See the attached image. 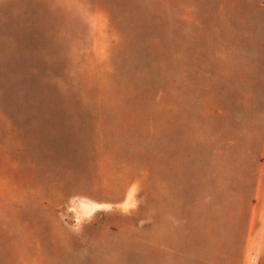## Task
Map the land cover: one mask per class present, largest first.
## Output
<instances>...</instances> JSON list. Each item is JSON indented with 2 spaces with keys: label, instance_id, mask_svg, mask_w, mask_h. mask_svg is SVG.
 Returning <instances> with one entry per match:
<instances>
[{
  "label": "rangeland",
  "instance_id": "rangeland-1",
  "mask_svg": "<svg viewBox=\"0 0 264 264\" xmlns=\"http://www.w3.org/2000/svg\"><path fill=\"white\" fill-rule=\"evenodd\" d=\"M0 264H264V0H0Z\"/></svg>",
  "mask_w": 264,
  "mask_h": 264
},
{
  "label": "crops",
  "instance_id": "crops-1",
  "mask_svg": "<svg viewBox=\"0 0 264 264\" xmlns=\"http://www.w3.org/2000/svg\"><path fill=\"white\" fill-rule=\"evenodd\" d=\"M155 113H158V107H155L154 109ZM143 116L140 115L136 117H131L130 119L134 122H140V123H146L148 120H151L150 118L152 115ZM121 124L126 122L125 116L121 119ZM154 122L158 123V117L154 115ZM154 137L158 140V128L155 127L153 131ZM145 133L147 134V130L145 128ZM143 133V135H145ZM122 135H125V127L122 126ZM119 148V147H117ZM117 152H122V156H117V159H115V156L110 154L109 156V165H108V183H107V192H108V203H113L114 205H119L121 203H125L130 199V192L132 191V182H129V185L126 182V160H125V145H120V149H117ZM156 166L154 169H147L145 168L144 164L142 167L139 166V178H142V181L144 182L145 187L147 188V183L152 184L153 176H155V185L158 186V156L156 157ZM143 185V187H144ZM144 187V189H145ZM155 195H158V189L155 190ZM133 195L131 196V198ZM144 198V197H143Z\"/></svg>",
  "mask_w": 264,
  "mask_h": 264
}]
</instances>
